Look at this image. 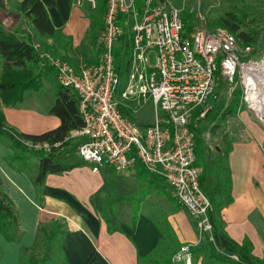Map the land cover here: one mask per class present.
Returning <instances> with one entry per match:
<instances>
[{"label":"built area","instance_id":"1","mask_svg":"<svg viewBox=\"0 0 264 264\" xmlns=\"http://www.w3.org/2000/svg\"><path fill=\"white\" fill-rule=\"evenodd\" d=\"M85 2L96 8L98 0ZM71 3L81 6L83 0ZM197 16L199 26L187 31L172 0H105L98 60L76 66L48 56L46 64L55 70L57 83L78 98L83 124L74 134L80 139L81 161L92 171L104 166L115 171L141 168L161 178L196 218L199 234L213 240L211 202L200 186L190 124L195 112L197 120L209 111V98L219 80L233 81L240 61L235 35L224 27L210 30L204 17ZM126 30L132 45L122 81L113 50ZM145 107L149 121L142 119ZM192 245H182L174 260L191 264ZM223 256L238 261L235 253Z\"/></svg>","mask_w":264,"mask_h":264},{"label":"rangeland","instance_id":"2","mask_svg":"<svg viewBox=\"0 0 264 264\" xmlns=\"http://www.w3.org/2000/svg\"><path fill=\"white\" fill-rule=\"evenodd\" d=\"M61 2L63 6L67 4L70 9L68 14V16L70 15V21L68 20L64 29V31L68 32L59 31L60 34L54 36L53 39L45 41V43L49 44L48 50L51 54L49 57L62 58L76 66L84 63H95L99 57L100 36L103 31V25H95L92 21V16L97 15L96 8H91L85 0H83L81 6H73L71 0H61ZM172 4L179 8L181 17L192 26H199L197 14L204 17L206 26L209 21L219 16L225 17L227 14H233L241 21L240 31L247 33L255 42L252 45L243 46L236 38L238 43L236 53L240 61V68L231 83L219 80V83L214 87L213 93L217 92L219 99L224 102L221 111L233 104V112L216 125L208 124V128L203 132L205 148L202 157L204 166L199 163V169L202 176L203 169L208 166L210 173L208 179L212 185L216 171L220 172L222 179H225L227 175L231 176L232 179L233 173H236V178L239 179L243 177L242 175L249 173L255 178L257 177L258 181L259 171L264 169V164L254 165L251 163V166L247 164V160L252 161L254 157L258 163L264 161L262 158L264 157V69H254L251 75V73H243V67L247 68L252 64H261L264 67V0H172ZM18 5L19 0H0V22L4 23L5 27H9L10 22H6L8 16L9 20H13L16 14L21 16ZM77 12L80 14L77 15ZM23 21V29L27 35L33 36L35 40L34 31L30 28L28 21ZM20 25L21 22H19ZM72 31H74V34L70 33ZM42 52L44 51L42 50ZM44 57V62L48 63L47 56L44 55ZM149 63L151 65L155 63L154 54L149 56ZM45 66L46 64H43L42 67L45 68ZM46 68H49V70L46 73L43 88L39 91H26L22 101L24 109L33 110L41 117V122L34 124V130H38L39 126H46L44 131L50 128V123H48L46 118H51L52 116L49 114V109L54 102L58 83L55 79V70L48 65ZM246 71L248 70L246 69ZM254 84L255 86H253ZM246 95H248L247 98ZM141 114L144 121H149L150 113L148 107H145ZM207 122L208 120H204L202 125H206ZM78 144L79 141L76 135L71 134V144L66 151L59 155L58 160L62 163H78V165L71 171L56 175L54 180L58 179L60 181L59 185L65 191L74 193L76 199L80 200L81 203L83 201L89 203L91 199L94 201V199L110 194L112 196L116 192L123 191L125 193L124 189L129 187L126 195L117 196V200L112 198L108 204V206L112 207V212L117 205L119 206L117 209L120 217L123 216L122 207L125 206V203L129 202L128 200L131 203H135L139 197H141V200L146 199V202H143V210L153 214L158 220L165 218V215L172 208L183 207L185 209L174 196L173 190L164 181L138 173L135 180H130L127 183L124 179V181L121 180V175L124 171L106 169V166L101 167L98 171H92L90 165L81 161L77 152ZM28 147L31 146L29 145ZM28 162L32 163L33 166L37 165V159L29 158ZM29 170L30 174L34 173L33 168H29ZM236 183L241 182L237 180ZM259 185V189H262L264 184L260 181ZM106 204L107 201L103 210L105 213L109 211L106 209L108 207ZM101 210L100 208L99 211ZM117 217L112 216L110 218L113 225L120 222ZM56 219L58 218H50L45 224L44 230L49 229L50 223ZM194 223L196 224V218H194ZM62 230L64 231L61 228V232ZM170 230L173 234L172 229ZM43 232L39 234L33 252L37 256L42 257L43 252L47 251L51 258L46 264H63L58 244L53 242L54 247L50 248L51 243L49 241L48 243L46 242ZM19 233L20 230H17L16 234L18 235ZM16 234L14 236H17ZM195 236L196 239L201 237V240L195 243L196 245L201 246L206 243L207 235L199 234L197 226ZM185 243H178L175 252ZM205 253V250L201 253L197 264H204L206 261ZM192 260L193 256L191 253V263Z\"/></svg>","mask_w":264,"mask_h":264},{"label":"crops","instance_id":"3","mask_svg":"<svg viewBox=\"0 0 264 264\" xmlns=\"http://www.w3.org/2000/svg\"><path fill=\"white\" fill-rule=\"evenodd\" d=\"M42 1L55 28L60 32H68L64 31L70 17L67 4L63 6L61 0ZM80 13L77 12V15ZM14 16L16 17L12 29L18 28L19 22L23 24L19 27H24V19L22 20V17L17 14ZM7 22L9 23V16ZM70 33L74 34V31ZM30 37L44 62V55L47 57L51 55L48 50L49 44L45 41L53 37L40 39L35 36V40L33 36ZM22 104L23 102L5 106L0 103L7 124L24 133L34 134L44 131L46 126H39L38 130H34V124L40 123L41 117L33 110L24 109ZM46 119L50 123L48 129L59 124V119L53 115ZM11 153V148L0 141V190L14 204L20 233L16 234L15 240H9L0 234L2 249L0 264H19V255L26 253L28 249L36 245L39 234H42L50 218H58L65 225L66 232L62 237L60 248L63 264H156L143 263L139 259L151 254L160 243H166L162 229L166 231L168 227L172 229L174 234L172 235L179 243L187 242L194 245L201 240V237L196 239V224L193 216L183 207L170 209L165 218L158 220L153 214L143 210V202H146L143 197L144 199L139 203L138 215L134 224L132 223L133 203L130 200L122 207V217L118 215V205L112 212V207L108 206L109 202L112 198L117 200V196L126 195L129 187L124 189L125 193L116 192L112 196L111 194L106 195L94 201L91 199L89 203L83 201L82 204L76 199L74 193L65 191L59 185L58 179L54 180V177L59 174H49L45 179L40 199L37 197L31 175L17 172L8 165L6 157ZM252 159V161L247 160L248 165L252 166L251 163L264 164V161L258 163L254 157ZM138 173L139 168L125 170L121 175V180L129 183L130 180L137 178ZM259 173L258 181L257 177L249 173L242 175L243 177L239 179L236 178V173L232 174L231 200L221 209L219 220L225 232L233 240L238 243L247 240L252 248V254L263 258L264 185L262 189H259V182L264 184V169ZM236 179L241 183H236ZM106 201V206H108L106 209L109 211L105 213L103 210ZM100 208L101 211H99ZM112 216H118L120 222L113 225L110 219ZM123 218L125 220H121ZM107 221L112 228L111 232L108 231ZM165 247L168 251L162 253L164 257L169 254V251H175V245L172 248L169 245ZM174 254L171 258L172 264H185V262L175 261Z\"/></svg>","mask_w":264,"mask_h":264},{"label":"trees","instance_id":"4","mask_svg":"<svg viewBox=\"0 0 264 264\" xmlns=\"http://www.w3.org/2000/svg\"><path fill=\"white\" fill-rule=\"evenodd\" d=\"M18 6L22 18L28 21L36 37L46 39L60 34L59 30L53 25L42 0H20ZM104 12L105 0H98L96 7L97 15L92 16V21L95 25H103ZM13 20H9V27H5L4 23L0 22V103L5 106L21 103L26 91H39L42 89L43 79L46 78V73L49 70L46 66L45 68L42 67L44 63L41 56L31 42V37L23 29L24 27L12 29ZM120 22H122V17H120ZM183 22L185 29L191 31L193 26L188 24L185 19H183ZM215 27H224L229 30L243 46L255 43L247 33L240 31L241 21L233 14H227L225 17L219 16L207 24V28L210 30ZM131 45L129 30H126L114 46L115 70L122 81L125 80L127 75ZM209 102L212 108L206 112L203 118L197 120L198 112H195L190 124L194 131L195 164L198 167L199 163H202V166H204V159L202 157L205 148L203 132L208 128V124L212 123L216 125L220 121L225 120L233 112V104L221 111L224 102L219 99L217 92L211 94ZM49 114L59 119V124L56 127L41 133H24L17 131L7 124L4 113L0 108V141L12 150V153L6 157V161L10 167L20 173L30 174L29 168L34 169V173L30 175L36 188L37 197L40 199L47 175L60 174L78 165V163H62L58 160V157L71 144L72 132L80 130L83 124L78 112L77 96L68 88L59 84L56 87L54 102L49 109ZM204 120H208V122L203 126ZM77 139L78 141L80 140L79 138ZM29 145L31 147H28ZM29 158L37 159V165L33 166L32 163H29ZM139 173L147 175L141 168H139ZM209 174V168L206 166L203 169V175L201 176L200 174V186L211 202L208 216L212 227L213 240L207 237L204 245L191 246L192 264L198 263L200 255L204 250L206 251V261L204 264H264V257L259 258L254 256L247 240H244L242 243L233 240L225 232L219 220L221 209L231 200V176L227 175L225 179H222L220 172L216 171L212 185L208 179ZM153 178L163 181L159 177ZM140 198L133 203V224L138 215ZM59 220H53L50 223V228L45 229L43 234L46 237V242L48 243L49 241L51 243L50 248L54 247L53 242L58 244L60 256L63 257L60 251L61 238L66 230L64 223ZM107 223L108 225L110 224L109 221ZM18 227L19 223L14 204L0 190V234L9 240H15L16 236L14 234H16ZM61 228L64 231L62 230L61 232ZM108 231H112L110 225ZM162 233L164 234L166 243H160L151 254L140 257V262L172 264L171 258L175 251H169V254L165 257L162 256V253L168 251L165 245H169L171 248L175 245L176 248L179 242L175 240L170 227L166 231L162 229ZM35 246L28 249L26 253L19 255L20 264L47 263L51 258L49 253L44 251L42 257H39L33 252ZM223 253H235L238 256V261L224 257ZM1 255L2 249L0 246V258Z\"/></svg>","mask_w":264,"mask_h":264},{"label":"bare ground","instance_id":"5","mask_svg":"<svg viewBox=\"0 0 264 264\" xmlns=\"http://www.w3.org/2000/svg\"><path fill=\"white\" fill-rule=\"evenodd\" d=\"M247 69H248V73H251L252 75V73L254 72V69L263 70L264 67L261 64H252L251 66L249 65ZM253 86H255V84Z\"/></svg>","mask_w":264,"mask_h":264}]
</instances>
